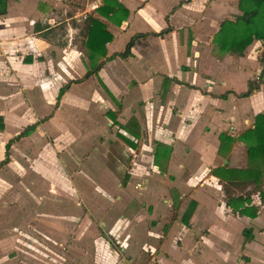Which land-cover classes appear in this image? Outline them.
Listing matches in <instances>:
<instances>
[{"label":"crops","instance_id":"0c3cea01","mask_svg":"<svg viewBox=\"0 0 264 264\" xmlns=\"http://www.w3.org/2000/svg\"><path fill=\"white\" fill-rule=\"evenodd\" d=\"M118 1L128 10L120 24L97 12L101 0H6L5 12L0 14V115L4 121L0 131V264H27L25 256L46 258V250L55 254L75 233L80 235V264H197L195 256L202 255L206 243L221 250L223 244L231 246L236 264H264V177L260 189L252 184L235 186L222 178L225 173L220 169H242L248 164L246 145L237 137L253 126L255 115L264 108V77L248 96L239 94L247 90L249 80L258 79L262 42L253 40L242 54L219 53L214 36L221 21L241 14L238 0H172L163 7L152 5L151 0H137L133 5L128 4L132 0ZM89 16L105 23L111 33L104 44L106 57L123 51L135 33H147L135 39L126 58L115 55L106 60L94 55L103 64L85 78L103 76L117 92L127 89L118 117H114L118 128L115 138L133 158L129 168L119 161L114 173L106 167L97 178L60 179L46 192L50 183L43 177L52 174L57 149H47L44 155L48 161L42 162L36 156L38 145H22V140L45 128L49 118L40 113L39 118L34 117L33 111L27 114L26 109L34 106V99L44 102L47 85L43 77L47 69L56 71L54 63L59 56L73 57L79 52L88 57L85 25ZM58 18L62 20L58 22ZM75 18L77 22L82 19L84 52L71 46ZM63 21L65 47L58 45L56 27ZM146 24L145 30L138 27ZM125 31L128 35L122 47L112 49L117 33ZM117 57L135 61L133 75L125 76L124 63L110 62ZM27 73L31 74L29 79ZM131 90L136 96H130ZM57 93L55 105L60 100ZM9 121L18 122L17 132L16 128L8 130ZM36 121L40 122L29 135L12 142L9 160L1 163L5 143ZM221 133L236 140L222 144ZM71 142L66 139L67 145ZM78 187L80 194L74 197L73 190ZM249 188L255 192L248 193ZM239 195L250 198V204L257 208L255 217L227 206L228 197ZM30 202L33 217L19 219ZM44 202L50 203L51 209L42 210ZM192 204L185 222V212ZM15 208L16 218L9 219ZM40 217L49 219L50 228L60 235L52 239L55 247L25 238L10 242L12 247L4 245L2 236L13 234V229L26 235L42 233ZM215 217H222L226 221H219L227 224L247 218L251 224L239 226L233 238L225 225H216ZM97 221L105 228L91 232V224ZM214 235L219 241L213 240Z\"/></svg>","mask_w":264,"mask_h":264},{"label":"rangeland","instance_id":"374dc122","mask_svg":"<svg viewBox=\"0 0 264 264\" xmlns=\"http://www.w3.org/2000/svg\"><path fill=\"white\" fill-rule=\"evenodd\" d=\"M135 2H137V0H132L128 4L133 5L135 4ZM171 3L172 0H151L152 5H157L159 7H163ZM232 5H235V2L232 3ZM80 18H82V16H80ZM76 19L77 18H75L73 22L74 32L71 46H73V48L77 50H82L84 52V49H82L83 46L81 44L82 32L80 30L82 26V19L80 20V22H77ZM61 20L62 18L57 19L58 22ZM140 23L143 24L142 22ZM147 26L148 25L146 24L138 27H140L141 30H145ZM56 27L58 28L57 32L60 34L58 36V45L61 47H65L67 45V30L64 27V21L58 24ZM127 35L128 32L126 31L122 33L120 32L119 34L117 33L116 40L114 41V44L111 48L115 50L120 49ZM73 54V57L68 56L64 58L59 56L58 59L55 60L56 63H54V68L56 70L54 71V73H52L53 68L47 69L45 75L46 77H43L46 78L44 79V81L47 85V87L45 88L46 90L44 91L45 95L43 96L44 102L39 103L40 99H34L35 101L34 106H32L31 108L32 110L29 109V107H27L26 109L27 114L30 113V111H33L32 116L34 117L37 116V118H39L38 114L40 113L39 115H41V117L48 115L49 118H47V126L39 131L37 135L32 136L29 139L22 140L24 142L22 145L30 148H32L34 145H38L40 152L36 156L40 157L41 160H43L42 162L48 161V156L44 155L47 149H49L50 151L52 149H57V160L56 163L52 164L54 165L52 174H49V178L43 177L44 180H48L50 183L48 188L45 186L46 192H49L48 190H52L53 187L51 186V184L54 182H60V179L69 178L74 182V179L78 181L81 179L94 177L97 178L101 176L103 168L106 170L107 168H111L110 172L114 173V169H116L115 163H119V161L124 162L126 168H129L131 166L130 160L133 158V154L129 153L126 150V147L123 144L121 145L120 142L115 138V132L118 128L117 123L113 120V117H118V113L120 112L119 109L121 98L125 93H128L127 89L123 88L122 90H118L117 92L113 89V87H110L105 82L103 76L96 75L92 78H88L84 81L82 80L78 83L72 84L55 105V95L58 90V88L56 87H59L61 84L63 85V83L69 78L77 77L76 79H78V77L82 76L81 74L86 67L89 68V66L99 62L100 60L99 57H93L94 60L91 61L89 57H86V55H83V53L79 52H74ZM62 55H65V53H63ZM62 58L64 59L62 60ZM110 62L124 63L127 66V68H124L123 71L126 74L125 76L133 75L132 72H135V61L129 60V62H127L126 60H121L117 57ZM61 63L66 66L67 70L62 66ZM82 66H84V69L82 68ZM62 69H65V72H62ZM30 77L31 74L27 73V78L29 79ZM49 82L51 83L50 87ZM36 85L38 84H35V86ZM123 86L125 85L123 84ZM32 91L33 93H35L34 91L36 90L33 89ZM27 94L28 91L26 92V96ZM130 96H136V94H132L131 90ZM34 109L36 111V114ZM32 116H30V118H32ZM50 117H52V120L49 122ZM8 123L9 131H12L13 128H16V131L14 132H17L19 130L20 125L18 124V122L11 123V121H9ZM0 138H2L1 133ZM66 139L71 140L72 142L67 145ZM109 139L111 140V142ZM24 159H27V157L24 156ZM33 160L34 159H30L28 161L34 163ZM118 167H120V165ZM78 188L79 189L76 191L73 190L74 197H76L77 194H80V187ZM257 189H260V186ZM5 191H9V187H7ZM247 192L252 193L255 192V190H251L249 188ZM30 208H33V204H31V202L27 203L25 211L20 212L19 216L17 217H19V219H23L25 217L32 218L33 216H30V213L33 211L30 210ZM49 209H51V204H45L44 202L42 210ZM16 214L17 208L12 209L8 218H16ZM214 219L216 220L215 222H217L216 225H218L219 227L225 225L227 233L232 234L233 238L236 235L235 231L239 226L251 224V220L247 218H244L246 220H234V223L228 221L229 224H227L226 222H220L226 221L222 217H215ZM40 221L42 222L41 231L48 237L46 240L44 235L40 232L39 234L42 235L33 233L30 235H26L22 234L18 229H13V234H6L9 233L6 232L4 234L7 236H2L4 245L6 247H12V243L10 242L19 243L20 240L25 238L26 240L34 242L36 244H43L45 242V244L50 245L51 247H55L53 246L54 244L52 239H56L57 236L60 235H57L53 231V229L50 228L49 219L40 217ZM90 228L91 232L93 231L95 233H98L99 231L101 232L105 227L101 223L98 224L97 221V224H91ZM246 233L247 235H249L251 231L247 230ZM72 236L73 237L71 238V240H69L67 243H63V245L61 246L62 248H59L55 254L50 252L51 255H49V252L46 250L45 253H48V257L46 258L42 257L41 255H36V257L32 256L31 258L30 256H25L24 258L28 261L27 264L82 263L81 260H79L81 257V255H79L81 254V250L79 249L78 236L80 235L75 233ZM214 236L215 237H212L213 240H215V242L219 241V236ZM72 240H74V244H71ZM207 244L209 243H206V245H204L205 247L203 249L202 255L200 257L195 256L197 264H236V261L233 259L234 253L230 249L231 246L228 247L223 244V249L221 250L219 248L216 249V247L211 244V246ZM90 245L94 246V244L92 243H90ZM184 245L187 248V240H185ZM170 252L172 253V255L173 253L177 255V253L172 250H170ZM32 255L35 254L32 252ZM51 256L54 259H52ZM90 256L92 257V260L95 261L96 255L94 254V252L90 254ZM242 258L244 259L245 257L242 256ZM87 263L89 264V261Z\"/></svg>","mask_w":264,"mask_h":264},{"label":"trees","instance_id":"16d2710c","mask_svg":"<svg viewBox=\"0 0 264 264\" xmlns=\"http://www.w3.org/2000/svg\"><path fill=\"white\" fill-rule=\"evenodd\" d=\"M237 5L241 14L236 15L234 19L225 18L221 21L213 41L221 54L228 52L242 54L245 48L252 43L253 40L256 39L262 42V48L259 54L261 70L258 79L249 80L247 90L239 94V96H248L253 90L259 88V84L263 82L264 77V0H238ZM5 7L6 0H0V14L5 12ZM97 12L116 24H120L128 15V10L123 7L118 0H101V4L97 7ZM85 30V45L88 49V57L91 61L94 60L93 57H95L94 55L96 54L104 56L106 60L115 55L121 58H126L131 54L130 49L133 46L135 39L147 34L135 33L126 43L123 51L106 57L104 44L109 41L112 36L106 29L105 23L98 18L89 16L87 18ZM102 64L103 61L92 64L80 78L69 80L62 85L57 93V101L71 83L80 82L96 73ZM113 120H115L114 117ZM39 122L40 121H36L28 124L18 134L5 143V157L1 163H6L9 160V148L12 142L20 137L29 135ZM3 129L4 121L3 117L0 115V131ZM135 135L139 136L137 130H135ZM219 138L222 144H230L236 140V138L224 133H221ZM124 139L133 146L136 145L133 141L126 138ZM237 139L244 142L246 145L248 164L242 169L220 168L225 173L222 178H224L230 185L246 186L252 184L254 188H259L262 178L264 177V108L261 112L255 115L253 126L240 133ZM226 204L233 212H238L241 215H247L250 217H255L257 215V208L250 204V198L248 196L244 197L239 195L236 197H228ZM192 207L193 204L189 206L185 212V222L192 212Z\"/></svg>","mask_w":264,"mask_h":264}]
</instances>
